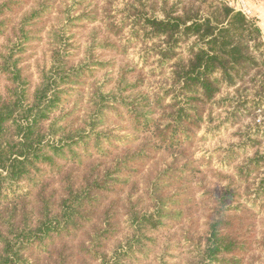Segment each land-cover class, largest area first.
<instances>
[{"label":"trees","instance_id":"16d2710c","mask_svg":"<svg viewBox=\"0 0 264 264\" xmlns=\"http://www.w3.org/2000/svg\"><path fill=\"white\" fill-rule=\"evenodd\" d=\"M129 1L122 28L112 34L120 37L131 26L128 43L153 44L146 49L141 71L151 61L154 70L151 76L143 75L136 86L149 78H159L165 84L154 88L151 101H146L150 114L135 112L131 116L133 111L128 110V119L139 135L133 141L96 133L104 109L120 116L111 106L121 107L122 99L120 103L116 96L109 98L111 105L94 104L98 107L96 122L89 128L70 125L74 111L67 112L69 93L86 85L91 70L69 62L67 56H54L32 97L14 60L16 54L0 57V73L6 79L0 87V264H27L26 255L38 259L47 255V264H133L136 253L144 255L141 250L149 233L168 227L167 222L179 221L180 216L166 210L189 203L170 197L182 194L167 191L172 185L181 187L180 178L168 168L158 174L160 183L143 187V192L150 194L151 206L139 211L126 206L121 214L119 208L125 206L122 197L140 187L154 155L163 148L188 151L204 124L214 122V112L225 108L232 109L229 115L235 123L249 121L243 130L246 146L264 148V123L258 118L259 112H264V41L254 18L235 11L226 0ZM48 2L0 0V35L10 29L14 33L16 25L10 28L13 19L23 11L27 10L26 19L46 15ZM136 86H127V90ZM225 92L227 97H222ZM42 131L50 137L48 141L40 137ZM93 137L102 159L95 162L86 160ZM102 142L110 150H103ZM236 155L231 152L228 159ZM58 160L63 161L61 166ZM246 162L228 176V187L239 186V190L253 185L255 200L264 202V155ZM68 166L83 169L81 181L64 172ZM130 194L126 195L129 200ZM209 195L208 201L217 208L206 224L208 229L196 240L186 239L191 254L187 264H246V259L247 264H259L264 255V227L260 237L242 218V205L226 208L231 195ZM238 196H233L234 203L242 199ZM124 217L126 225L122 226ZM68 249L80 255L69 260L70 256H65Z\"/></svg>","mask_w":264,"mask_h":264},{"label":"rangeland","instance_id":"374dc122","mask_svg":"<svg viewBox=\"0 0 264 264\" xmlns=\"http://www.w3.org/2000/svg\"><path fill=\"white\" fill-rule=\"evenodd\" d=\"M48 3L50 10L46 15L39 14L33 19H26L25 16L28 15H26V10L13 19L10 28H14L16 25L14 33L10 29L5 35H0V57H8L11 52L16 54L14 60L18 62L32 97L35 90L41 87L44 73L50 70L54 56H67L69 62L76 66L86 67L91 70V73L87 75L86 85L78 87L79 91L69 93L71 99L68 101L67 112L74 111L71 117L74 119V123L70 125L76 126L75 129L89 128L97 116L98 107L96 108L94 104L98 101L102 104L111 105L109 98L116 96L120 103L122 99V104H133L134 107L122 104L121 107L117 106L120 104L111 105L112 108L117 109L116 112L122 117L109 111L106 112V109L102 107L104 109L101 114L103 119L96 123L99 126L96 133L99 136L108 134L118 139H129L130 141L139 138V135L134 131V124L128 119V110L133 111L131 116L135 115V112L140 116L150 114L151 110L147 107L148 104L146 106V101L150 100L154 88H164L165 84L159 78H149L144 81L143 85L136 86L143 75L151 76L150 71L154 70L155 66L151 61L141 71L146 49L153 47V44L135 43V41L128 43L132 36L130 34L131 26L126 27L120 37L116 38L112 34L113 30L117 32V29L122 28L126 18L124 11L128 10L130 1L49 0ZM135 8L139 11L141 7ZM38 12L40 11L38 10ZM2 20L5 21V19ZM21 28L28 38L27 41L22 37ZM5 81L6 79L0 73V87H4ZM130 85L136 87L127 90V86ZM100 94H102L101 99ZM222 97H227L226 92ZM230 113H232L230 108L214 112L212 115L214 122L204 124L202 130L196 135L194 143H192L193 147L188 151L161 149L157 155L152 157V161L145 171V178L139 182L140 187L130 191L132 199L129 200L128 198L131 197L130 192L126 194L129 195L128 197L126 195L122 197V204L125 206L121 205L122 208H119L121 214L125 213L126 206L129 208L137 207L135 211H139L145 206H151L148 199L150 194L143 192V187L148 186L149 188L156 181L157 184L160 183L158 174L168 168H173L176 178H180L181 187L176 189V186L172 185L167 188V191L171 195L182 194L181 196H170L173 199L189 201V203H180L181 205L179 204L175 209L169 207L166 210L180 216L179 221L167 222L168 227L155 234L149 233L147 236L149 241L141 250L144 255L136 253L137 257L136 260H133V264H187L191 254L185 245L186 239L190 237L195 240L198 239V236L208 229L206 224H210V220L214 217V210L217 205L213 201H208L209 198H212L209 195L212 192L217 193L220 197L231 195L230 199L228 198L226 201V208L236 209L242 205L244 214L241 215L243 219L247 220L245 223L247 226L252 224L256 233L262 237L264 202L255 200L254 190L251 189L253 185L250 186L249 184V187H241L239 190H237L239 186L228 187L231 183L228 181V176L234 175L232 172H236L237 169L245 166L247 158L250 160L257 157L261 158L264 155V148L246 146L243 130L245 126H248L249 121L235 123L236 119H230ZM25 115L22 116L24 122L27 120ZM60 115L58 114L57 118ZM258 116L263 124L264 112H259ZM32 117L33 113L28 118L29 122L32 121ZM205 118L208 119L207 114ZM257 123L254 126H257ZM43 126L45 131L47 124L45 123ZM63 127L60 126V128ZM41 133L42 140L48 141L50 137H45L43 131ZM95 138L93 137L88 142L90 144L88 152L91 155L86 157V160L94 162L95 160H102L96 151ZM103 143L101 148L110 150ZM234 151L239 155L229 160V154ZM247 152L249 153L246 154ZM76 154L80 156L78 150ZM83 158L85 159V156ZM57 163L58 166H61L63 161L58 160ZM39 167L40 170L48 171V167H41V165ZM64 172L72 174L77 181H81L84 174L83 169L79 170L72 166L65 167ZM147 174L151 176L148 178ZM54 187L57 188L56 185ZM255 187L257 188V186ZM236 195L242 196V199H238V202L234 203L232 198ZM239 196L237 198H241ZM251 205H254L253 210L249 209ZM245 208L250 211L245 210ZM126 220L127 217H124L122 226L126 225ZM78 240H82V238ZM67 251L69 253L66 252L65 256H70L69 260L80 255L77 250L74 253L70 249ZM81 251H83L82 248ZM84 251L87 252V249L84 248ZM254 254L255 257L260 256V253ZM37 256L39 257V255ZM261 256L259 264H264V255ZM25 257H27V264H38V260H41V264H47L48 260L46 259L47 255L45 257L40 256V259L29 255ZM79 258L81 257L79 256ZM247 260L245 261L246 264Z\"/></svg>","mask_w":264,"mask_h":264},{"label":"crops","instance_id":"0c3cea01","mask_svg":"<svg viewBox=\"0 0 264 264\" xmlns=\"http://www.w3.org/2000/svg\"><path fill=\"white\" fill-rule=\"evenodd\" d=\"M231 2L232 0H226ZM247 6L251 11V18H254L257 26L261 30L264 41V0H248Z\"/></svg>","mask_w":264,"mask_h":264},{"label":"built area","instance_id":"2783aa9c","mask_svg":"<svg viewBox=\"0 0 264 264\" xmlns=\"http://www.w3.org/2000/svg\"><path fill=\"white\" fill-rule=\"evenodd\" d=\"M248 0H232L228 2L229 6H231L235 11L241 12L247 18H251V11L247 6Z\"/></svg>","mask_w":264,"mask_h":264}]
</instances>
